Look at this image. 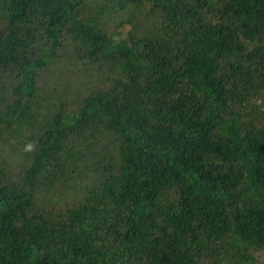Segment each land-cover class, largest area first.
Returning a JSON list of instances; mask_svg holds the SVG:
<instances>
[{
    "label": "trees",
    "instance_id": "1",
    "mask_svg": "<svg viewBox=\"0 0 264 264\" xmlns=\"http://www.w3.org/2000/svg\"><path fill=\"white\" fill-rule=\"evenodd\" d=\"M135 3L170 23L156 42L170 51L149 54L146 36L137 51L74 17L83 6L116 23ZM77 41L89 57L129 59L90 84L88 70L57 68ZM262 55L264 0H0V156L33 153L24 170L22 155L0 162V264H204L206 251L264 264V110L247 123L226 103L249 78L264 94V65L250 64ZM48 66L63 81L51 105L35 92ZM71 73L90 91L72 80L71 97ZM166 181L177 211L151 238Z\"/></svg>",
    "mask_w": 264,
    "mask_h": 264
},
{
    "label": "rangeland",
    "instance_id": "2",
    "mask_svg": "<svg viewBox=\"0 0 264 264\" xmlns=\"http://www.w3.org/2000/svg\"><path fill=\"white\" fill-rule=\"evenodd\" d=\"M132 7L133 9L131 13L124 15L123 17L117 18L116 23L112 18L113 17L112 14L108 16L104 15V16L99 17L98 15L101 14V10H98V11L88 10L87 8L83 6L80 7V11L78 10V12H75L74 17L75 19L78 18L77 19L78 22L81 21L90 27L93 26V28H96L95 27L96 25L101 27L102 30L97 29L96 31L101 33L103 36H106L107 35L106 33L115 34V31H119L120 33L119 38L122 39L124 43L128 44V46L132 48H135L140 44V41H142L143 39L142 36L153 38L150 44L152 46V49L155 48V50L154 52L149 50V54L151 55L157 54V52L162 51L163 49H165L166 51H170L171 49L170 45H164V47L160 46L159 48L156 47L157 45L156 42L159 40L157 37L158 32H159L158 30L160 31L166 30L167 27H170V23L164 21L163 19L161 21H156V19L154 20V18L153 19L151 18V20H149L150 18L148 16L155 12V9L153 6L146 7L144 6V4L138 5V3H135ZM96 12H98L97 18L93 19ZM155 22L159 24L158 26L159 29H156ZM104 26H107V30L103 28ZM150 27H153V29H149ZM142 29H148V32L142 33ZM170 29L171 28H168L167 30L169 31ZM103 32H106V33L104 34ZM97 35L98 34L96 33L93 34L90 31H84V33H82L81 35L82 37L81 40H84V41L86 40L87 42L89 41L95 42V40L97 39ZM25 41L27 42L26 39ZM77 42L78 43L76 47H74L71 51L70 56H73V57L67 58L65 56L66 61L65 59L64 60L62 59L61 62H63V65L57 68L59 72L65 71L66 65H68L70 69H77L80 72H82L81 70H88L83 75L87 78L89 76L90 84L92 83V79L99 81V83H101L102 80H104L102 78L101 79L94 78L95 75L102 76L103 78H104L103 75H105V78L106 76L109 78H113L117 76L118 74L116 73L122 72L121 70L122 66H124V64L129 59L130 54H122V55L113 54L111 56L108 55L110 58L98 57V56L89 57L85 54L86 50L84 49L82 50L81 46L79 47L80 42L79 41ZM135 50H137V48H135ZM60 56L64 57L62 53H60ZM242 61H243V58L241 57L240 63ZM244 61L246 62V60ZM250 64L264 65V55H262L260 58H256L252 60ZM240 65L242 66L241 70H244L245 65L244 64H240ZM48 68L49 66L39 70V77L37 80L35 92L37 95L41 94L37 100H42L44 93H47L48 97L47 99H45V101L51 105L52 104L51 102L55 100V91L57 90L55 88H57L58 83L63 85V81L58 80L57 78V81L55 82L54 76L50 77L49 79L46 78L45 74L50 75ZM100 69L101 70L106 69V74L100 71ZM64 77L67 79V82L70 81V83L66 86V88H70V92L68 94L71 97L73 96V93H74L72 80L80 82L77 86L78 87L77 91L80 94L86 91H90L91 89L90 87V89L85 90L84 85L82 84V81L74 77L72 73H71V76L68 77L67 75H64ZM65 78H62V79H65ZM86 79L85 78L83 79L85 83H87ZM151 79L152 77H149L148 80H151ZM259 81H260V84L258 86L260 85L264 86V77L263 78L260 77ZM247 82H248L247 85L245 84L240 85L239 88L234 92V94L231 97H227L226 103H227V108L229 112H236L241 115L248 113L249 116H246L245 121L247 123H250L251 121L248 120L249 117H251V120L253 121H258L260 119L261 114H263L264 94L260 92H254L253 90H251L252 88L251 86L254 83L251 78H249ZM70 96H67L68 100H70ZM50 108L51 107H46L47 110H49ZM21 114H22V111L19 112V115ZM11 118L15 119L17 118V115L13 114ZM1 121L3 124L4 121L3 120ZM8 123L10 122L6 121L5 124H8ZM29 135H30L29 132H27L26 136L23 133H21L22 139H27V136ZM66 144L69 145V143H66ZM2 145H5V144L3 143ZM28 152L29 151H27L25 155L19 154V156L11 154V151L9 152V155L7 153H4L2 156H0V162H3V160L4 162L6 161V165L8 166V169H13V167H15L18 164L17 158H19L22 155L24 158L22 159V161H19V162L21 163L20 165L21 170H24L29 163L28 162L30 160L29 156L31 158L33 156L32 151L31 153H29V156H28ZM174 187L175 186H173L171 181H166L163 184L159 185L155 192V195H156L155 210L153 212H156V215H155L154 228H153L154 235L151 238L155 237L157 233H160L163 229L164 230L172 229L171 218L174 212L177 211V207L175 206L177 202V195H176V191ZM70 195H72L73 198L76 197V193L73 192L71 194V190H70ZM206 254H209L208 251H206L204 256L202 257L203 263L204 264H215L214 261L210 262L209 258L206 257L207 259H205ZM222 259L223 261H225V259H228V258H223L222 256Z\"/></svg>",
    "mask_w": 264,
    "mask_h": 264
},
{
    "label": "clouds",
    "instance_id": "3",
    "mask_svg": "<svg viewBox=\"0 0 264 264\" xmlns=\"http://www.w3.org/2000/svg\"><path fill=\"white\" fill-rule=\"evenodd\" d=\"M29 148H31V145H29Z\"/></svg>",
    "mask_w": 264,
    "mask_h": 264
}]
</instances>
